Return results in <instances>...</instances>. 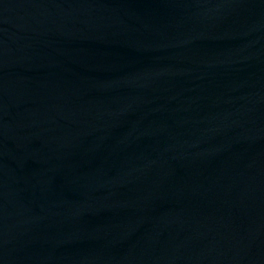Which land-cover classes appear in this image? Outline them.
I'll return each instance as SVG.
<instances>
[{
  "label": "water",
  "instance_id": "water-1",
  "mask_svg": "<svg viewBox=\"0 0 264 264\" xmlns=\"http://www.w3.org/2000/svg\"><path fill=\"white\" fill-rule=\"evenodd\" d=\"M0 264H264V0H0Z\"/></svg>",
  "mask_w": 264,
  "mask_h": 264
}]
</instances>
